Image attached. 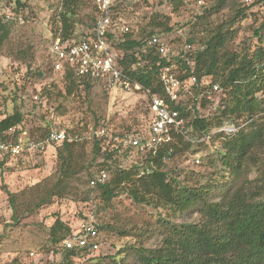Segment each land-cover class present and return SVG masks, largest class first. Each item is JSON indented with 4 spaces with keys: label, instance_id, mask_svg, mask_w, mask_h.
<instances>
[{
    "label": "trees",
    "instance_id": "16d2710c",
    "mask_svg": "<svg viewBox=\"0 0 264 264\" xmlns=\"http://www.w3.org/2000/svg\"><path fill=\"white\" fill-rule=\"evenodd\" d=\"M166 1L173 16H177L184 6L183 0ZM196 1L210 6L194 16L188 29L185 44L196 43L203 47L196 54L193 66L186 64V60L191 59L190 55H184L181 51L177 57L169 59L160 58L154 50L141 51L144 37L173 31L170 15L152 14L147 24L136 34L127 33L123 42L114 46L121 53L118 63L122 75L152 94L164 97L158 73L173 63L180 68L181 78L191 75L199 79L206 77L222 90L223 99L210 115H213L211 118H190L188 113L182 112L189 121L186 126L192 128L190 137H200L208 130L219 128L225 123H246L244 128L233 135L216 134L209 139L208 144H199V147L207 146L211 149L217 143L221 146L217 150V156L209 161L210 177L194 174L189 179H179L176 171L165 169L167 164L182 157L191 147L190 141L184 140L180 135L175 137L171 152L168 148L170 146H166L155 156L149 155L145 160H140L138 165H131L128 169H121L114 155L103 153L97 139L92 137L91 160L94 163L100 161L94 175L85 171L87 179L84 180V177L79 176L89 166L83 158L79 141L73 139L56 147V177L40 199V205L50 202L54 197L63 198L72 193L70 181L77 177L80 185L88 187L80 200L86 201L92 194L99 200L100 206L97 211L91 209V215L100 237L104 230H115L121 237L131 236V230L134 231L120 229L117 223H100L97 217L99 211H106L112 201L123 193L139 207L152 206L154 209L164 210V216L156 219L160 228L158 245L148 250L136 249L137 251L134 247H128L136 252L137 264H264V20L253 30L257 46L252 51L242 50L240 53L230 50L229 46L239 32L236 25L247 17L250 7L241 3V0ZM17 5L18 8L21 7L19 2ZM74 5V0L62 1L63 10L59 15L61 30L56 26L53 31L55 36L59 35L63 40L81 38L75 37V30L69 26L68 15L72 14L69 10ZM224 12L227 14L225 21L212 27L210 19ZM95 20L96 18L92 28ZM8 36V25L0 23V49ZM29 49L19 48L15 57L24 59ZM34 73L37 77H42L41 73ZM95 84L100 85L98 81L67 72L57 96L68 98L77 94L80 87L85 94H89ZM50 92L41 91V100L47 101ZM207 102L203 99V105ZM59 108L60 106L55 107L57 113ZM101 122L97 121L94 129ZM21 123L22 114L14 109L11 115L0 121V139L15 142L19 131L15 130L8 135L4 133ZM50 130L36 129L30 140L45 146ZM70 132L66 131V134ZM34 134L39 136L35 137ZM221 170L224 173H220ZM252 171L256 173V178H250ZM101 172L107 174L106 182L96 183L91 187L90 182ZM216 172L220 174L221 181H217ZM9 198L14 203V195L9 194ZM195 210L199 214L196 222L179 224L172 220L184 217L187 219ZM79 216L83 217L82 214ZM71 229L69 221H64L59 216H55L48 227L47 253L51 251L59 254L61 260L58 264H73L72 260L75 258L93 254L88 248L65 249L62 246V242L70 236ZM140 230V233L133 232L132 235L140 238L142 234L149 232V227H145L144 231ZM113 264L117 263L113 261Z\"/></svg>",
    "mask_w": 264,
    "mask_h": 264
},
{
    "label": "rangeland",
    "instance_id": "374dc122",
    "mask_svg": "<svg viewBox=\"0 0 264 264\" xmlns=\"http://www.w3.org/2000/svg\"><path fill=\"white\" fill-rule=\"evenodd\" d=\"M62 1L0 0V15H18L23 19L22 22H6L9 36L0 49V121L17 109L22 114L20 125L22 132L26 133H21L23 137H30L34 130L42 128H57L65 133L71 131L66 134L68 139L79 141V148L82 149L83 158L89 166L79 176L86 180L85 171L94 175L98 169L96 165L100 161L94 163L91 160V135L97 121H105L116 133L139 128L147 114L148 98L138 91L111 92L102 84L93 85L89 94H85L80 87L77 94L68 98L57 96L63 81L51 72L47 55L50 43L56 37L53 30L56 26L61 30L59 15L63 10ZM74 1L75 5L69 10L73 14L68 15L69 26L75 30V37L79 38L91 31L93 20L97 16V4L94 0ZM183 1L184 6L180 13L173 16L166 0H110L112 19L125 23L130 27L132 34H136L147 24L152 14L172 16L171 23L175 28L173 27L169 38L172 40L173 50L177 52L185 45L194 16L210 6L205 2L199 5L196 0ZM17 2L21 7L18 8ZM241 3L250 9L247 17L236 25L239 32L229 46L230 50L240 53L242 50L252 51L257 46L253 30L264 20L263 0H241ZM226 17V12L212 17L211 26L219 25ZM194 45L203 49L196 43ZM262 46L264 47V43ZM19 48H30L24 59L15 57ZM35 71L41 73L42 77H37ZM39 88L41 91H51L50 98H46L47 101H42L43 103L33 102L29 97V91ZM187 99L188 105H192L193 98L188 96ZM221 99L222 94L213 96L212 111L214 107H218ZM57 106H60L59 113L55 111ZM209 112L206 111L208 117L204 116L205 118L213 116H210ZM191 140L193 142H190L191 147L187 153L173 159L165 169L176 171L179 179H189L194 174L209 178V161L217 156V150L221 149V146L217 143L213 149L207 146L199 147L194 139ZM45 146L42 151L39 149L0 162V264H58L61 256L51 251L47 253L48 227L55 216L69 221L72 228H75L82 219L79 214H91V209L97 211L100 206L95 194L88 196L86 201L80 200L88 187L80 185L77 177L70 181L72 193L63 198L54 197L50 202L40 205V199L55 180L58 168L57 146ZM195 153H200L201 165L194 166L191 163L189 155ZM223 171L220 173H224ZM215 175L217 181H221L220 174L216 172ZM250 175V178L257 177L254 171ZM9 194L14 195V203L10 202ZM193 212L187 219L184 217L172 220L179 224L196 222L199 214L196 210ZM164 213L163 209H154L152 206L139 207L133 204L126 194H121L112 201L106 211H99L97 217L100 223H117L120 229H134L131 230V236L121 237L115 230H104L101 232V249L97 253L75 258L72 260L73 264H113V261L117 264H137L136 252L128 247H134L135 250L155 248L160 238L156 219L163 217ZM145 227H149L147 234H142L140 238L132 235L133 232L140 233V229L144 231Z\"/></svg>",
    "mask_w": 264,
    "mask_h": 264
},
{
    "label": "built area",
    "instance_id": "2783aa9c",
    "mask_svg": "<svg viewBox=\"0 0 264 264\" xmlns=\"http://www.w3.org/2000/svg\"><path fill=\"white\" fill-rule=\"evenodd\" d=\"M94 1L98 12L91 31L80 39L63 40L60 36H56L50 43L47 58L51 72L62 81L67 72H72L77 77L98 81L111 92L138 91L146 95L147 114L139 128L116 133L108 123L102 121L100 126L92 131L91 138L97 139L103 153L114 155L121 169L138 165L140 160H145L149 155L155 156L166 146H170L168 148L171 152V145L175 142L177 135L182 136L184 140L193 142L191 139H194L196 144L206 145L216 134L233 135L245 127L246 123H225L219 128L208 130L200 137H190L192 128L186 126L189 121L182 112L188 113L190 118L208 117L206 111H210L209 115H211L217 108V106L214 107L212 111L213 96L221 94L222 90L206 77L199 79L191 75L181 78L180 68L175 63L162 68L158 73L164 97L152 94L138 84L131 83L122 75L118 63L121 53L114 45L123 42L124 36L132 31L125 23L112 19L110 0ZM196 2L203 5L200 1ZM10 20L23 21L18 15L17 17L6 13L0 15L1 24H6ZM169 35L170 33H161L144 37L141 51L154 50L160 58L164 59L175 58L181 51L184 55H190L191 59L186 60V64L193 66L194 58L198 52L202 51V48L194 44H185L180 51L176 52L172 48ZM40 92V88L29 91L30 99L36 103H43ZM188 96L193 98L192 105H188ZM203 99L208 101L205 105H203ZM15 130L20 132L15 142L0 139V162L8 158L15 159L39 149L42 151L46 147L33 143L28 136L23 137L21 133H26L22 132L21 125L9 129L4 134H11ZM67 140L69 139L65 131L53 128L49 131L44 144L59 146ZM189 156L194 166L202 163L200 153ZM140 172L143 173V171ZM106 180L107 174L101 172L90 182V185L92 187L96 183L103 184ZM94 223L91 214L83 215L78 225L71 229L70 236L62 242V246L65 249L88 248L91 253H97L103 245Z\"/></svg>",
    "mask_w": 264,
    "mask_h": 264
}]
</instances>
